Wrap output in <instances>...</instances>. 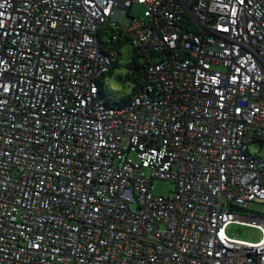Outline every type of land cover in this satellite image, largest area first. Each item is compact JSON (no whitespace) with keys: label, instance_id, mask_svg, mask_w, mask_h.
<instances>
[{"label":"built area","instance_id":"built-area-1","mask_svg":"<svg viewBox=\"0 0 264 264\" xmlns=\"http://www.w3.org/2000/svg\"><path fill=\"white\" fill-rule=\"evenodd\" d=\"M119 41L146 69L124 105ZM254 203L264 0H0V264H264Z\"/></svg>","mask_w":264,"mask_h":264},{"label":"rangeland","instance_id":"rangeland-1","mask_svg":"<svg viewBox=\"0 0 264 264\" xmlns=\"http://www.w3.org/2000/svg\"><path fill=\"white\" fill-rule=\"evenodd\" d=\"M145 8L143 6L136 5L133 8V15L137 17L144 16ZM124 55L125 58H121L119 61V66L115 69L113 76L108 81L107 90L110 98L113 103L120 102L123 97L130 94L132 92L133 83L126 81V75L128 73V69L126 67L127 64V54L132 52V48L129 45L124 46ZM155 192L159 195L168 196L171 193L172 184L166 180H156L154 182ZM250 215H262L264 216V203H254L252 204L250 211H248ZM227 234L235 239L244 240L248 242H259L263 233L262 230L256 227H248L241 224L232 223L228 227Z\"/></svg>","mask_w":264,"mask_h":264},{"label":"trees","instance_id":"trees-1","mask_svg":"<svg viewBox=\"0 0 264 264\" xmlns=\"http://www.w3.org/2000/svg\"><path fill=\"white\" fill-rule=\"evenodd\" d=\"M115 32V30H109L108 32H105L104 35L107 38H111V34H113ZM101 42L103 43L102 39ZM127 44L123 41H119L116 45V47L118 49H122V52L120 53V55H124V46H126ZM121 57V58H122ZM120 58V59H121ZM125 58V56L123 57ZM120 59L116 60L114 62V66H113V70L108 74V76L111 78L114 74L115 69L119 66V61ZM127 64L126 67L128 69V73L126 75V81L127 82H132L133 83V88H132V92L128 95H126L125 97H123L121 99V101L115 102L114 104L117 105H124L127 102H129L135 95H137L139 93V91L141 90V88L143 87V79L145 77V65L143 62H141L140 58L136 55H134L132 52L130 54H127Z\"/></svg>","mask_w":264,"mask_h":264}]
</instances>
